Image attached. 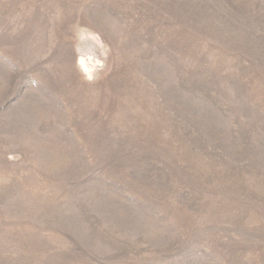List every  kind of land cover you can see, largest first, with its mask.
<instances>
[{"label": "rangeland", "instance_id": "obj_1", "mask_svg": "<svg viewBox=\"0 0 264 264\" xmlns=\"http://www.w3.org/2000/svg\"><path fill=\"white\" fill-rule=\"evenodd\" d=\"M0 264H264V0H0Z\"/></svg>", "mask_w": 264, "mask_h": 264}, {"label": "bare ground", "instance_id": "obj_2", "mask_svg": "<svg viewBox=\"0 0 264 264\" xmlns=\"http://www.w3.org/2000/svg\"><path fill=\"white\" fill-rule=\"evenodd\" d=\"M87 68V66H85Z\"/></svg>", "mask_w": 264, "mask_h": 264}]
</instances>
